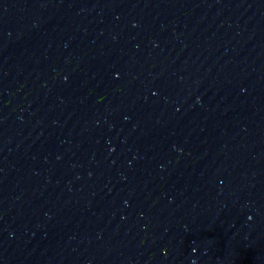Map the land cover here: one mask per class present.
<instances>
[{
    "label": "water",
    "instance_id": "water-1",
    "mask_svg": "<svg viewBox=\"0 0 264 264\" xmlns=\"http://www.w3.org/2000/svg\"><path fill=\"white\" fill-rule=\"evenodd\" d=\"M260 0H0V264L102 190Z\"/></svg>",
    "mask_w": 264,
    "mask_h": 264
}]
</instances>
